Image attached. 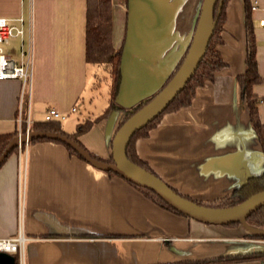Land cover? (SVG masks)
I'll list each match as a JSON object with an SVG mask.
<instances>
[{
	"label": "crops",
	"instance_id": "obj_1",
	"mask_svg": "<svg viewBox=\"0 0 264 264\" xmlns=\"http://www.w3.org/2000/svg\"><path fill=\"white\" fill-rule=\"evenodd\" d=\"M87 0H0V16L23 18L24 35L12 37L6 53L20 61L32 36L33 78L21 108L34 123L54 107L65 114L63 131L101 114L108 105L109 77L86 61ZM111 40L122 47L116 102L129 107L155 93L184 55L203 0H110ZM250 15L257 71L264 78V0ZM218 46L226 65L196 89L191 104L164 113L146 137L135 142L141 160L182 195L211 202L248 177L264 171V157L236 76L245 70L243 0H229ZM19 59L17 60V55ZM104 75V76H103ZM105 83L100 100L94 91ZM18 79H0V134L25 132L18 121ZM262 100L264 82L253 86ZM75 108V110H72ZM123 119L114 109L78 140L107 159ZM32 130V129H30ZM22 231L23 264H156L201 260L262 250L250 224H208L167 210L119 175L98 169L59 142L22 143L0 165V237ZM215 264H263L249 259Z\"/></svg>",
	"mask_w": 264,
	"mask_h": 264
},
{
	"label": "trees",
	"instance_id": "obj_2",
	"mask_svg": "<svg viewBox=\"0 0 264 264\" xmlns=\"http://www.w3.org/2000/svg\"><path fill=\"white\" fill-rule=\"evenodd\" d=\"M125 2L127 0H124ZM229 0H218L214 7V28L209 39L206 51L202 56L199 64L191 75L190 79L186 82L185 86L180 92L176 94L173 100L165 107V109L158 114L151 122L147 123L142 128L136 130L131 138L129 139L128 145L125 150L126 157L133 163L141 166L147 171L154 173V171L147 165L146 162L141 160L135 149V142L139 138L146 137L149 134L150 129H152L160 120L161 116L166 112H175L181 108L189 106L194 98L196 89L202 87L207 81L213 79L214 74L221 70L225 65L218 46L222 44L221 32L223 30V25L225 22V9ZM244 2V25H245V70L243 73L236 76V81L239 89L240 99L246 104L248 109V117L250 127L252 128L255 138L258 142L259 148L264 157V123H262L258 117L257 108L262 98L257 95L253 86L258 83L264 82V78L260 76L257 71V62H256V41L254 36V27L252 18L250 15L251 12V3L249 0H243ZM187 52V49L180 59L178 65L172 74L164 81L159 90L169 81V79L174 75L180 64L182 63L184 56ZM85 58L87 62L102 65L107 71L109 77V89H108V105L104 111L98 116L92 119H85L81 121L76 130L72 133H67L63 131L60 126L59 120L51 121H42L33 123L31 126L32 130H41V131H52L60 134H65L71 140L81 144L78 140V137L90 129L92 124L106 116L110 111L114 109H121L123 111V119L119 124L118 128L122 123L129 118L134 112L140 109L145 105L149 100H151L155 94H151L147 98H144L137 103L129 107H119L116 102L117 93L121 83V60H122V47L115 48L111 40V1L110 0H87L86 1V20H85ZM16 133V132H15ZM15 133H4L0 134V154L7 147L10 140L15 136ZM36 140H52L59 143H62L71 154H75L81 159H83L71 146L68 144L57 140L46 137H33L29 142ZM83 147V146H82ZM17 146L12 147L6 157L16 150ZM84 148V147H83ZM86 149V148H84ZM87 150V149H86ZM88 151V150H87ZM88 153L95 159L112 162L111 155L107 159L100 158L91 152ZM4 158V160L6 159ZM1 162V164L4 162ZM84 160V159H83ZM0 164V165H1ZM112 175H118L111 170L106 171ZM156 175V174H155ZM120 176V175H119ZM157 176V175H156ZM122 177V176H121ZM127 180V179H126ZM135 188L140 190L146 197L150 198L156 202L161 207L170 210L176 214L183 215L178 212L170 205H168L163 199H161L155 192L152 190L136 185L131 181L127 180ZM170 186V185H169ZM171 187V186H170ZM175 190L173 187H171ZM264 190V171L258 175L248 177L244 183L235 187L229 194L226 196L213 200L211 202H201L189 198L188 196L182 195L185 198L195 201L198 204L210 206V207H230L237 205L244 200L248 199L250 196ZM185 216V215H184ZM246 222L251 226L260 229L262 233L255 234L249 233L250 237H257L259 239H264V205L260 206L254 210L247 218ZM241 222L230 223V225H238ZM255 259L259 260L264 264V250L252 251L249 253H238L223 255L213 258H205L201 260H187L174 263H156V264H215L219 262H236L241 260ZM14 264H16L14 262Z\"/></svg>",
	"mask_w": 264,
	"mask_h": 264
},
{
	"label": "water",
	"instance_id": "obj_3",
	"mask_svg": "<svg viewBox=\"0 0 264 264\" xmlns=\"http://www.w3.org/2000/svg\"><path fill=\"white\" fill-rule=\"evenodd\" d=\"M217 1L218 0L202 1L192 39L184 59L174 75L160 90L158 89L159 91L157 90L158 92L156 91L157 93L151 100L134 112L119 128H117L111 143L112 162L93 158L86 149L68 138L65 134L52 131L31 130L27 134L14 136L10 140L7 147L0 154V164L12 147L29 141L33 137L57 139L71 146V148L92 166L104 171L111 170L136 185L152 190L168 205L185 216L208 224L227 225L235 222L246 224V218L254 210L264 205V190L230 207L219 208L201 205L177 193L161 178L130 161L125 154L129 139L133 133L151 122L160 114L173 100L176 94L182 90L196 70L199 61L206 51L213 32L215 24L214 7ZM260 233H262V231ZM262 250H264V248ZM0 264H14V257L10 254L1 252Z\"/></svg>",
	"mask_w": 264,
	"mask_h": 264
},
{
	"label": "built area",
	"instance_id": "obj_4",
	"mask_svg": "<svg viewBox=\"0 0 264 264\" xmlns=\"http://www.w3.org/2000/svg\"><path fill=\"white\" fill-rule=\"evenodd\" d=\"M256 8V3H251V10ZM263 24L264 22L261 21ZM24 35L23 18L21 16L16 18H7L0 16V79L15 78L20 80L21 89L19 94V109H18V121L25 124V132L27 134L31 131V126L34 123V119L30 114H27L26 118L21 116V108L25 97H30L32 78H33V43L32 36L29 38V43L25 47H20V61L16 62L5 51L4 46L7 45L12 37H19L22 39ZM75 110V108H72ZM65 114L60 112L54 107L48 108L44 112V121L51 120H63ZM19 133L18 135H22ZM29 141H25L27 143ZM19 144L18 146H20ZM26 236L22 231H19L14 236L0 237V253H7L14 257L16 264H23V246L26 241ZM263 241L264 240H260Z\"/></svg>",
	"mask_w": 264,
	"mask_h": 264
},
{
	"label": "rangeland",
	"instance_id": "obj_5",
	"mask_svg": "<svg viewBox=\"0 0 264 264\" xmlns=\"http://www.w3.org/2000/svg\"><path fill=\"white\" fill-rule=\"evenodd\" d=\"M17 57V60L19 59V54L16 56ZM104 76V75H103ZM105 83L106 82H104V81H101V86H100V88L98 87V88H96L95 89V91H94V94L96 95V99L97 100H100V96H99V94L100 93H102V92H104V89H105ZM257 141V140H256ZM258 143V142H257ZM260 171L261 170H257V172L256 173H258V174H260ZM262 173V172H261ZM256 175V174H255ZM262 240H264V239H262Z\"/></svg>",
	"mask_w": 264,
	"mask_h": 264
}]
</instances>
